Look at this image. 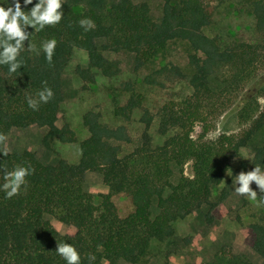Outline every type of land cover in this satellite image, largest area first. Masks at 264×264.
Returning <instances> with one entry per match:
<instances>
[{"label":"trees","instance_id":"trees-1","mask_svg":"<svg viewBox=\"0 0 264 264\" xmlns=\"http://www.w3.org/2000/svg\"><path fill=\"white\" fill-rule=\"evenodd\" d=\"M222 1L162 0L161 15L155 19L146 1L62 0L64 16L59 24L41 31L27 29L37 51H22V67L14 74H9L8 66L0 65V134L5 136L13 127L36 124L46 128L42 145L47 150H54L56 140L77 141L69 123H57L65 99L62 76L75 48L88 57L86 67H75L86 84L94 82L98 73L110 77L120 72L119 60L105 52L132 54L136 71L163 53L169 41L185 40L192 49L188 55L191 73L185 74L175 64L163 65L146 75L144 82L163 87L161 77L171 75L190 91L152 103L144 91L127 82L126 98L115 105L114 114L129 122L136 111L141 112L145 130L140 139L133 142L126 123L111 126L102 121L100 112L89 109L82 116L88 135L80 142L76 162L60 157L56 163H43L28 149L8 151L7 156L0 149V264H66L56 253L57 243L74 246L81 264H103V260L141 264L154 239L172 237L173 223L201 206L207 205V224L231 216V210L223 205L229 194L226 189L212 198V190L222 182L230 161L241 148L251 146V170L257 165L264 170V133L256 139L264 127V105L259 101L264 97V0L251 3L252 27L228 42L203 30L214 22ZM37 2L25 7L20 0L25 12ZM11 3L0 0L5 8ZM81 19H91L95 27L85 31ZM99 38L104 43L98 44ZM52 39L57 44L49 64L42 45ZM44 87L51 88L54 96L33 110L27 98L37 99ZM232 107L236 108L239 129L208 138L216 119ZM155 119L158 133L166 135L156 144L147 131ZM196 124H200L201 133L193 137ZM117 141L134 147L123 153ZM189 161L191 176L184 172ZM18 166L30 169L31 174L19 195L7 199L2 189L5 171ZM86 172L101 174L106 186L98 204L84 189ZM175 173L178 177L173 181ZM118 195L130 200L132 208L125 215L114 202ZM154 201L156 213L152 211ZM46 214L67 225V231L61 233ZM234 219L242 222L239 213ZM241 230L239 239L249 244L264 264V224L254 221ZM210 264L253 262L245 254L233 252L230 245H222Z\"/></svg>","mask_w":264,"mask_h":264},{"label":"rangeland","instance_id":"rangeland-1","mask_svg":"<svg viewBox=\"0 0 264 264\" xmlns=\"http://www.w3.org/2000/svg\"><path fill=\"white\" fill-rule=\"evenodd\" d=\"M133 1H146L150 6L153 18L158 19L160 17L162 0ZM252 1L223 0L217 6L214 22L204 27V32L209 36L219 35L227 42L236 39L240 31L252 27ZM96 41L98 44L104 43L103 38ZM191 52L192 49L187 41L181 39L171 40L163 53L136 71L133 69L132 54L105 52L106 56L119 60L120 72L110 77L98 73L94 82L85 84L75 73V67L77 65L86 67L88 57L84 50L75 48L62 76L65 99L61 104L57 123L59 125L65 122L69 123L76 133L77 141L62 143L56 140L53 143L54 150H47L42 145V137L46 128L31 124L27 127L11 128L6 135L8 138L6 144L0 145V149L6 148L10 152L28 149L33 151L43 163H56L60 157L70 162H76L80 157V142L88 135V131L82 122V116L89 109L100 112L102 121L111 126L126 123L133 137V142H138L141 133L145 130L144 124L140 121L141 112L136 111L129 122L114 114L115 105L126 98L125 84L130 82L138 90L144 91L152 103H154V100L161 102L170 96H177V93L189 92L190 90L184 82H177L171 75L161 77L164 82L163 87L149 86L144 82V77L163 65L171 64L179 66L185 74H190L191 68L188 63V55ZM178 89L180 91L175 92ZM259 101L264 105V97H260ZM157 128L158 120L155 119L147 129L155 144L161 143L166 138V135L158 133ZM238 129L236 108L232 107L216 119L213 129L207 134V137L214 138L221 132L237 131ZM200 133L201 126L196 124L192 136H197ZM263 133L264 127L260 130L256 139L258 140ZM116 143L121 145L123 153L132 150L134 147L133 143L122 141ZM252 155L251 146L241 148L239 155L230 161L229 169L222 182L212 190L213 199L218 196L222 189L228 191L229 194L223 205L224 208L231 210V216L225 215L221 219L207 224L204 220L207 205L201 206L187 217L178 219L173 223L175 233L172 237L163 241L154 239L149 254L142 259L141 264H210L214 254L222 245H230L233 252L245 254L253 264H263L261 256L249 244L239 239L241 229L249 223L260 221L264 224V206L257 207L256 202L239 196L235 192V188L239 186L235 183V176L241 171H251ZM184 172L186 175H192L191 161L185 164ZM177 177L178 174L175 173L173 181H176ZM252 188L257 192L258 197L264 195L259 192L254 182ZM84 189L93 194L94 201L97 204L100 202V193L107 190L101 174L97 172H86ZM114 202L121 215H125L132 208L129 198L125 195L115 196ZM152 211L153 213L158 211L155 201L152 205ZM236 213L240 214L241 223L235 221L234 215ZM45 217L50 219L61 233L64 234L67 231L68 226L59 222L57 218L48 214ZM103 264H108V262L103 260ZM119 264L131 263L120 262Z\"/></svg>","mask_w":264,"mask_h":264},{"label":"clouds","instance_id":"clouds-1","mask_svg":"<svg viewBox=\"0 0 264 264\" xmlns=\"http://www.w3.org/2000/svg\"><path fill=\"white\" fill-rule=\"evenodd\" d=\"M24 6L33 4V0H23ZM62 0H38L30 11L22 10L20 0H12L7 8L0 6V65L8 66L9 74L16 73L22 67V61L19 59L22 51H37L35 45L31 43L32 33L27 29L31 27L36 31L45 29L46 26H55L59 24L64 16L62 12ZM85 31L95 27L91 19H81L79 21ZM25 41H28L27 48ZM56 40H48L43 43L42 50L49 64L56 48ZM38 98H27L28 106L33 110H38L41 103H48L54 96L51 88L44 87L37 94ZM7 136L0 134V145L6 144ZM4 156L8 155L6 148L2 150ZM31 174V170L26 167H16L14 170L5 171L4 183L2 189L6 193V198L11 199L19 195L20 189L26 183V177ZM253 182L264 194V170L260 166L248 172L241 171L235 176V183L239 185L235 192L239 196L246 197L250 201L256 202L257 207L264 206V195L258 197L253 190ZM56 253L60 255L66 264H81L80 254L74 246L68 243H57ZM94 260L95 257H90Z\"/></svg>","mask_w":264,"mask_h":264}]
</instances>
